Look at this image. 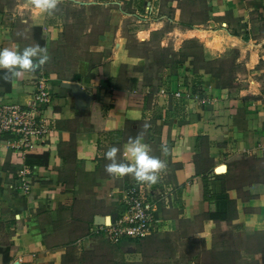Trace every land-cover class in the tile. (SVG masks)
<instances>
[{
  "label": "crops",
  "instance_id": "1",
  "mask_svg": "<svg viewBox=\"0 0 264 264\" xmlns=\"http://www.w3.org/2000/svg\"><path fill=\"white\" fill-rule=\"evenodd\" d=\"M70 1L45 14L34 0H0V48L39 43L49 55L19 78L0 74V100L28 103L44 73L55 119L49 145L27 157L0 135V264H72L78 245L103 255L90 230L120 215L122 193L139 183L106 173L105 153L116 146L126 161L137 135L165 165L150 185L157 227L140 241L165 237L181 264H264V0H156L147 28L123 22L145 13L143 0L100 3L107 23L82 49ZM187 2L203 8L194 22ZM82 4L88 13L92 1Z\"/></svg>",
  "mask_w": 264,
  "mask_h": 264
},
{
  "label": "built area",
  "instance_id": "2",
  "mask_svg": "<svg viewBox=\"0 0 264 264\" xmlns=\"http://www.w3.org/2000/svg\"><path fill=\"white\" fill-rule=\"evenodd\" d=\"M155 1H147L144 16L156 14ZM36 80V90L28 103L0 100V135L7 136L10 148L24 157L40 147L48 146L55 132V119L51 113L53 94L49 78L41 73ZM30 174L26 165L18 172L21 183L19 188L25 193L31 188L28 182ZM151 187L142 183L130 185L122 193V213L106 224L95 225L89 236L103 237L113 245L124 240H143L150 236L157 227L156 202L150 196Z\"/></svg>",
  "mask_w": 264,
  "mask_h": 264
},
{
  "label": "rangeland",
  "instance_id": "3",
  "mask_svg": "<svg viewBox=\"0 0 264 264\" xmlns=\"http://www.w3.org/2000/svg\"><path fill=\"white\" fill-rule=\"evenodd\" d=\"M84 1L89 0H76L75 2L70 1L66 6V20H71L72 26H69L74 27L72 31L71 29L69 30V33L71 31V39L76 45L77 40L82 43L77 46L79 49H82L89 42H92V39H95L94 37L97 35V32L103 31V27L105 26V23H107L109 14L104 11V8L100 5V3L109 2L111 7L122 6L123 9L124 7H132V3H130L129 6V2H124V0H90L92 1V4L90 6L89 12L86 13V6L82 4ZM147 1L148 0H143L141 3L142 8H144ZM186 8L187 15L189 14L188 16L192 22H194L193 16L197 17V12H203L202 6L200 7V10H198V7L193 4H189L188 2ZM144 14L145 13L139 11V13L135 15L134 12L131 16L123 18V22L129 27H133V23H139V25H142L143 28H147L149 23L153 22L154 17L157 14L152 16H144ZM88 24L92 25L93 30L91 34L93 38L88 37L87 40V36L84 34V32L86 31ZM126 34L131 35L128 32H126ZM195 46L198 47L197 45ZM91 240L93 241L91 249L98 248L103 255H95L94 252V255L91 256L85 249H80L81 247H85V245H78V247H73L71 254L69 255V259L72 264H181L183 260H185L183 253H180L179 249L176 248H170L172 252L170 257H168L169 255L165 254L167 246L169 248V245L166 244L167 242L165 237L158 238L157 240L152 237L145 241H135L136 243L133 242L131 244L123 243L119 246L111 245L109 242L107 243L102 237H95L94 240ZM174 251L176 253H174ZM135 252L138 253L137 256L141 261L139 263H129V260L133 259L134 256L126 255L124 257V254H133Z\"/></svg>",
  "mask_w": 264,
  "mask_h": 264
},
{
  "label": "clouds",
  "instance_id": "4",
  "mask_svg": "<svg viewBox=\"0 0 264 264\" xmlns=\"http://www.w3.org/2000/svg\"><path fill=\"white\" fill-rule=\"evenodd\" d=\"M35 7L45 14H53L58 8V0H34ZM49 60L48 50L39 43L18 50L15 44L0 48V73L4 78H19L24 73L34 71ZM120 149L110 147L105 153V171L110 176H132L142 184H154L158 181L159 172L165 167L163 161L151 154L150 146L142 140L140 135L129 137L124 145L126 161L118 158Z\"/></svg>",
  "mask_w": 264,
  "mask_h": 264
},
{
  "label": "water",
  "instance_id": "5",
  "mask_svg": "<svg viewBox=\"0 0 264 264\" xmlns=\"http://www.w3.org/2000/svg\"><path fill=\"white\" fill-rule=\"evenodd\" d=\"M37 70H39V67H38ZM66 86H68V87L71 88V89H76V90L82 92L81 87H80L78 84L67 83ZM102 220H103V221H102L101 224H105V219H102ZM109 220H110V219H109ZM109 220H108V222H109Z\"/></svg>",
  "mask_w": 264,
  "mask_h": 264
},
{
  "label": "trees",
  "instance_id": "6",
  "mask_svg": "<svg viewBox=\"0 0 264 264\" xmlns=\"http://www.w3.org/2000/svg\"><path fill=\"white\" fill-rule=\"evenodd\" d=\"M189 26L191 27L192 25H189ZM0 74L4 75L3 73H0ZM10 79H11V77L8 78V80H10ZM138 241H140V240H138Z\"/></svg>",
  "mask_w": 264,
  "mask_h": 264
}]
</instances>
